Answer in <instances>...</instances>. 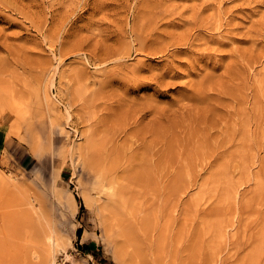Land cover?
Instances as JSON below:
<instances>
[{
    "label": "rangeland",
    "instance_id": "374dc122",
    "mask_svg": "<svg viewBox=\"0 0 264 264\" xmlns=\"http://www.w3.org/2000/svg\"><path fill=\"white\" fill-rule=\"evenodd\" d=\"M59 261L264 264V0H0V264Z\"/></svg>",
    "mask_w": 264,
    "mask_h": 264
},
{
    "label": "bare ground",
    "instance_id": "6f19581e",
    "mask_svg": "<svg viewBox=\"0 0 264 264\" xmlns=\"http://www.w3.org/2000/svg\"><path fill=\"white\" fill-rule=\"evenodd\" d=\"M89 160H90V163L92 164V167L94 169H96L97 173L100 176H104L105 177V176H108L110 173H117V171L115 169H113L112 162H109V164L107 166L105 159H103V156L101 154L99 156V154L97 152H93L89 156Z\"/></svg>",
    "mask_w": 264,
    "mask_h": 264
},
{
    "label": "trees",
    "instance_id": "16d2710c",
    "mask_svg": "<svg viewBox=\"0 0 264 264\" xmlns=\"http://www.w3.org/2000/svg\"><path fill=\"white\" fill-rule=\"evenodd\" d=\"M80 234H81V230L78 229V230L76 231V235H77V236H80ZM82 249H85V247H82Z\"/></svg>",
    "mask_w": 264,
    "mask_h": 264
},
{
    "label": "built area",
    "instance_id": "2783aa9c",
    "mask_svg": "<svg viewBox=\"0 0 264 264\" xmlns=\"http://www.w3.org/2000/svg\"><path fill=\"white\" fill-rule=\"evenodd\" d=\"M57 264H67V263L59 261V262H57Z\"/></svg>",
    "mask_w": 264,
    "mask_h": 264
}]
</instances>
